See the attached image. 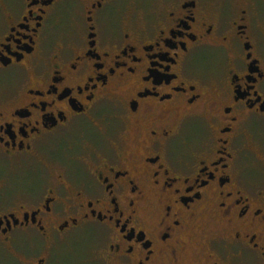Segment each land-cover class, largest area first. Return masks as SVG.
<instances>
[{
  "label": "flooded vegetation",
  "instance_id": "obj_1",
  "mask_svg": "<svg viewBox=\"0 0 264 264\" xmlns=\"http://www.w3.org/2000/svg\"><path fill=\"white\" fill-rule=\"evenodd\" d=\"M22 3L0 264H264V0Z\"/></svg>",
  "mask_w": 264,
  "mask_h": 264
},
{
  "label": "rangeland",
  "instance_id": "obj_2",
  "mask_svg": "<svg viewBox=\"0 0 264 264\" xmlns=\"http://www.w3.org/2000/svg\"><path fill=\"white\" fill-rule=\"evenodd\" d=\"M8 1H10V0H0V9L1 8H6V6L8 7ZM130 1L131 0H122V1L119 0V2L123 3L122 8H119V9H121V10L124 9L130 3ZM132 1H137V0H132ZM126 2H127V4H126ZM14 3H15V5H16L18 10L23 7L22 0H14ZM135 3H136V5L138 4V2H135ZM129 7H131V5ZM129 7L127 8V10H129ZM0 12H1V10H0ZM18 174H21L19 176H20V181L23 184L26 185V181L25 180H29L30 181L29 182L30 189L31 190H35L34 176L31 173H25L24 171H22V172H19ZM25 236L26 235H21V238H24ZM30 239L31 238H29V242H26V246H24V248L25 247L29 248V249H30V247L35 248L36 245H38V242L36 240L31 241ZM4 264H7V263L4 262ZM16 264H18V263H16Z\"/></svg>",
  "mask_w": 264,
  "mask_h": 264
}]
</instances>
